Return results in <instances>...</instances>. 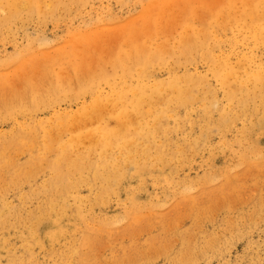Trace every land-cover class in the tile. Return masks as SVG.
I'll return each mask as SVG.
<instances>
[{"label":"rangeland","instance_id":"1","mask_svg":"<svg viewBox=\"0 0 264 264\" xmlns=\"http://www.w3.org/2000/svg\"><path fill=\"white\" fill-rule=\"evenodd\" d=\"M0 264H264V0H0Z\"/></svg>","mask_w":264,"mask_h":264},{"label":"bare ground","instance_id":"2","mask_svg":"<svg viewBox=\"0 0 264 264\" xmlns=\"http://www.w3.org/2000/svg\"><path fill=\"white\" fill-rule=\"evenodd\" d=\"M154 59V58H153ZM216 66H217V64H216ZM215 69V68H214ZM144 71V70H143ZM83 136V135H82ZM92 158V157H91ZM116 172V171H115ZM64 182V181H63ZM50 183V182H49Z\"/></svg>","mask_w":264,"mask_h":264}]
</instances>
